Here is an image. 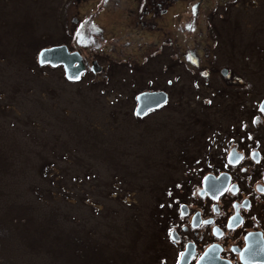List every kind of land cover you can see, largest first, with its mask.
<instances>
[{"label": "rangeland", "instance_id": "1", "mask_svg": "<svg viewBox=\"0 0 264 264\" xmlns=\"http://www.w3.org/2000/svg\"><path fill=\"white\" fill-rule=\"evenodd\" d=\"M133 1L0 0V264H161L167 192L197 181L194 157L234 137L264 92V0H228L229 15L202 0L195 32L183 30L194 0L159 28L135 25ZM59 44L86 62L76 82L37 64ZM149 90L167 104L138 119Z\"/></svg>", "mask_w": 264, "mask_h": 264}, {"label": "flooded vegetation", "instance_id": "2", "mask_svg": "<svg viewBox=\"0 0 264 264\" xmlns=\"http://www.w3.org/2000/svg\"><path fill=\"white\" fill-rule=\"evenodd\" d=\"M98 1V6L102 8L110 0ZM178 1L134 0L131 10L136 17L135 25L159 28L158 20L166 16ZM234 1L236 0H232ZM201 4L202 0H194L191 4L188 2L190 16L183 24L184 32L196 31L202 13ZM228 5L230 2L224 0L217 8L227 12ZM173 14L176 22L179 20V12ZM219 15L224 16L221 13ZM207 17L212 18L210 11ZM243 17L239 14L234 16L236 21L240 19L241 24L244 23ZM71 20L78 24L76 17ZM210 27L214 29L211 24ZM257 39L255 48L259 51L264 41L261 30ZM173 40L174 37L168 36L162 41L166 44ZM262 52L264 56V49ZM83 63L87 70L84 60ZM200 73L204 74L202 71ZM219 74L230 83L242 80L225 66L219 69ZM240 84L242 85V81ZM198 85L197 82L192 83V86ZM263 98L264 92L258 93L251 100L248 106L250 113L248 117L239 119L233 130L234 137L230 134L226 141L217 140L212 145V151H208L203 157H194L192 163L196 167L193 168L200 169L201 173L196 174L198 179L192 186H189L190 180L187 179L186 184L179 183L172 197L167 192V201L162 205L165 209L161 216L162 236L173 253L160 255L158 260L161 264H195L203 251L211 246L217 249V256L224 264H264V148L261 137L257 135L258 131L264 134V104L261 105ZM155 110L157 109L138 119ZM221 174L227 179L222 191L203 187L206 175L214 179Z\"/></svg>", "mask_w": 264, "mask_h": 264}, {"label": "water", "instance_id": "3", "mask_svg": "<svg viewBox=\"0 0 264 264\" xmlns=\"http://www.w3.org/2000/svg\"><path fill=\"white\" fill-rule=\"evenodd\" d=\"M38 65H48L50 67L61 66L64 78L67 81H77L84 71V63L81 55L77 51H68L64 44L42 48L37 53ZM90 69L93 72H100L102 67L94 60L91 61ZM136 106L134 113L136 116H143L148 110L162 105L166 101V94L163 91H142L135 96ZM264 104V99L263 102ZM231 157L232 153L229 154ZM226 176L221 174L214 179L206 175L203 179V187L208 189L223 190L226 185ZM211 246L207 248L198 258L195 264H224L223 260L217 256V249Z\"/></svg>", "mask_w": 264, "mask_h": 264}, {"label": "trees", "instance_id": "4", "mask_svg": "<svg viewBox=\"0 0 264 264\" xmlns=\"http://www.w3.org/2000/svg\"><path fill=\"white\" fill-rule=\"evenodd\" d=\"M58 67H60V66H58ZM182 160L185 161L186 159H182ZM162 211H160L161 212V216H163ZM160 224H162V219L160 220Z\"/></svg>", "mask_w": 264, "mask_h": 264}]
</instances>
